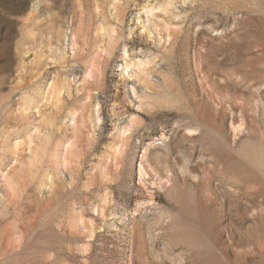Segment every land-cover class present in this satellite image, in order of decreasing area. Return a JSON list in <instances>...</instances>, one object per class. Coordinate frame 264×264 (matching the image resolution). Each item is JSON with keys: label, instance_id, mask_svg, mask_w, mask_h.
<instances>
[{"label": "rangeland", "instance_id": "rangeland-1", "mask_svg": "<svg viewBox=\"0 0 264 264\" xmlns=\"http://www.w3.org/2000/svg\"><path fill=\"white\" fill-rule=\"evenodd\" d=\"M0 264H264V0H0Z\"/></svg>", "mask_w": 264, "mask_h": 264}]
</instances>
